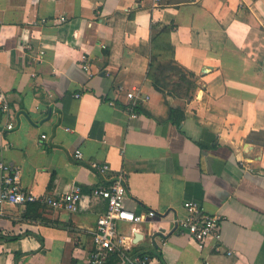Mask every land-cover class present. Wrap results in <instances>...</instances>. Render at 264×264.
<instances>
[{"label":"crops","instance_id":"obj_1","mask_svg":"<svg viewBox=\"0 0 264 264\" xmlns=\"http://www.w3.org/2000/svg\"><path fill=\"white\" fill-rule=\"evenodd\" d=\"M166 24L175 60L200 83L190 101L147 77L151 27ZM0 92L11 109H0V161L40 196L83 188L77 211L4 204L0 264H88L107 210L92 190L118 172L125 206L157 215L119 222L128 248L109 264L136 253L152 264H264V0H0ZM187 200L222 214L221 241L200 248L179 231Z\"/></svg>","mask_w":264,"mask_h":264},{"label":"built area","instance_id":"obj_2","mask_svg":"<svg viewBox=\"0 0 264 264\" xmlns=\"http://www.w3.org/2000/svg\"><path fill=\"white\" fill-rule=\"evenodd\" d=\"M160 0H154L158 4ZM45 52L40 51V58ZM83 67L92 72V63L87 54L82 56ZM138 89L132 88L127 92V96L134 100ZM137 103H131L128 110L132 117H137ZM0 109L5 116L11 114L10 105L3 92H0ZM13 122L7 123V129H14ZM46 138V134L42 135ZM81 157V152H78ZM92 167L100 174H106L111 171L108 163L92 161ZM0 170L2 171V186L0 187V209L10 203L15 206L25 207L32 202H40L53 208L77 211L83 196V188L79 185L74 186L69 191L63 192L58 196H40L32 190L25 189L20 182V170L7 162L0 161ZM126 175L124 172H118L112 179L110 187H96L92 190L94 196L101 197L107 201V210L97 219L96 228L93 231V241L95 248L92 251L88 264H109V256L116 250L128 248L126 239L128 236H122L118 230L119 222H129L139 224L148 217H155L157 212L149 210L147 213H136L125 206L127 196ZM186 215L182 218H176L175 225L182 233H189L197 242L200 248H203L208 238H214L221 241L220 225L223 220L222 214L205 213L200 204L193 200L184 202ZM137 227H133V231ZM123 264H152L148 253H136L125 256Z\"/></svg>","mask_w":264,"mask_h":264},{"label":"trees","instance_id":"obj_3","mask_svg":"<svg viewBox=\"0 0 264 264\" xmlns=\"http://www.w3.org/2000/svg\"><path fill=\"white\" fill-rule=\"evenodd\" d=\"M173 29V24L159 28L152 25L151 62L147 77L159 91L190 101L200 83L193 72L183 68L175 60L174 45L171 41ZM176 112L177 109H171L172 116ZM162 264H165L164 261Z\"/></svg>","mask_w":264,"mask_h":264}]
</instances>
